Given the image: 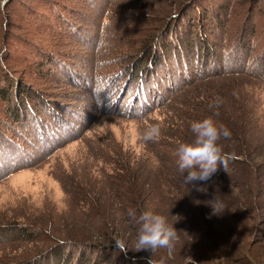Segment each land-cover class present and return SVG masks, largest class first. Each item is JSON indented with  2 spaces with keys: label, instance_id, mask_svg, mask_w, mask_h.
<instances>
[{
  "label": "rangeland",
  "instance_id": "374dc122",
  "mask_svg": "<svg viewBox=\"0 0 264 264\" xmlns=\"http://www.w3.org/2000/svg\"><path fill=\"white\" fill-rule=\"evenodd\" d=\"M207 117L231 159L200 192L176 149ZM130 208L171 250L137 252ZM162 257L264 264V0H0V264Z\"/></svg>",
  "mask_w": 264,
  "mask_h": 264
},
{
  "label": "clouds",
  "instance_id": "9594fccd",
  "mask_svg": "<svg viewBox=\"0 0 264 264\" xmlns=\"http://www.w3.org/2000/svg\"><path fill=\"white\" fill-rule=\"evenodd\" d=\"M221 103L217 98L210 107H218ZM190 130L194 139L190 143H180L176 149V167L183 174V183L195 188L196 191L204 192L203 187H198L196 182L208 181L218 170L223 167L226 171L230 156L222 153V147L218 144L221 137L230 136V131L223 125L207 117L203 120L192 121ZM161 128L158 124H153L142 134L144 141H153L159 138ZM209 207L213 215H222V201L217 199L210 200ZM219 213V214H217ZM127 216L139 224V229L135 242V249L138 251L149 250L155 252L158 248L171 250L177 239V229L171 225L167 218L151 210H143L137 215L135 209H128ZM157 264H165L162 257Z\"/></svg>",
  "mask_w": 264,
  "mask_h": 264
}]
</instances>
